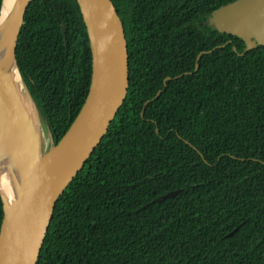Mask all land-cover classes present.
Returning <instances> with one entry per match:
<instances>
[{
	"label": "trees",
	"instance_id": "1",
	"mask_svg": "<svg viewBox=\"0 0 264 264\" xmlns=\"http://www.w3.org/2000/svg\"><path fill=\"white\" fill-rule=\"evenodd\" d=\"M233 1L112 0L128 95L59 198L37 264H264V46L244 52L209 23ZM16 57L58 144L92 79L77 0L31 2ZM3 216L0 195V228Z\"/></svg>",
	"mask_w": 264,
	"mask_h": 264
},
{
	"label": "water",
	"instance_id": "2",
	"mask_svg": "<svg viewBox=\"0 0 264 264\" xmlns=\"http://www.w3.org/2000/svg\"><path fill=\"white\" fill-rule=\"evenodd\" d=\"M33 1L8 0L11 19L5 32L0 34V168L2 164L8 167L21 191L20 201L14 205H9L0 191L4 211L0 264L38 263L59 198L108 133L130 85L128 42L114 3L112 0H77L92 52L91 85L69 130L58 144L50 134L52 145L46 150L39 108L27 87L36 107L38 128L30 123L13 80L16 70L21 74L16 50ZM209 23L220 33L240 38L245 44L244 52L264 46V0L230 2L215 10ZM61 27L66 41L65 27ZM198 68L197 65L196 70ZM183 192L182 189L169 192L151 204ZM241 225L224 239L231 238Z\"/></svg>",
	"mask_w": 264,
	"mask_h": 264
},
{
	"label": "bare ground",
	"instance_id": "3",
	"mask_svg": "<svg viewBox=\"0 0 264 264\" xmlns=\"http://www.w3.org/2000/svg\"><path fill=\"white\" fill-rule=\"evenodd\" d=\"M10 19V3L8 0H6L0 20V34L5 32L10 23ZM13 80L16 87V92L23 103L30 123H32L33 126H37L39 128L35 104L18 70H16L14 73ZM0 191L4 195V198L9 205H14L20 201L21 191H19L16 180L11 177V172L8 170V167L5 164H2V167L0 168Z\"/></svg>",
	"mask_w": 264,
	"mask_h": 264
},
{
	"label": "rangeland",
	"instance_id": "4",
	"mask_svg": "<svg viewBox=\"0 0 264 264\" xmlns=\"http://www.w3.org/2000/svg\"><path fill=\"white\" fill-rule=\"evenodd\" d=\"M42 140H43V146L45 147L46 150H48L52 145V141L50 138V133L47 130L46 126L44 125H43Z\"/></svg>",
	"mask_w": 264,
	"mask_h": 264
}]
</instances>
